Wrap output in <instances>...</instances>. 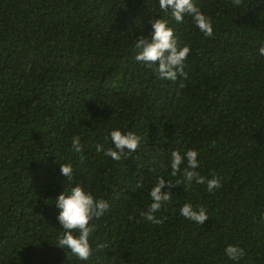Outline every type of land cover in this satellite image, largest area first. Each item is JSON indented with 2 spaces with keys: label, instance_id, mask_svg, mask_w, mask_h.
Returning <instances> with one entry per match:
<instances>
[{
  "label": "trees",
  "instance_id": "trees-1",
  "mask_svg": "<svg viewBox=\"0 0 264 264\" xmlns=\"http://www.w3.org/2000/svg\"><path fill=\"white\" fill-rule=\"evenodd\" d=\"M195 4L211 37L158 0H0V264H237L230 244L244 249L238 264H264V0ZM159 17L190 48L175 81L135 60ZM117 128L141 138L120 161L96 151ZM173 150L198 151L196 171L220 187L171 188L154 224L141 215L151 188L183 181ZM75 184L110 204L90 222L87 261L55 246V199ZM185 204L209 219L183 217Z\"/></svg>",
  "mask_w": 264,
  "mask_h": 264
},
{
  "label": "clouds",
  "instance_id": "clouds-1",
  "mask_svg": "<svg viewBox=\"0 0 264 264\" xmlns=\"http://www.w3.org/2000/svg\"><path fill=\"white\" fill-rule=\"evenodd\" d=\"M159 8L164 13H170L177 22L182 23L185 16H191L198 29L208 37L213 34V24L196 6L195 0H158ZM151 30L145 35L141 33L136 40L135 48L138 50L135 56L137 62L153 67L161 80L175 81L178 75L186 77L184 72V61L190 53L188 46H180L174 35L173 28L169 22L161 17L151 20ZM259 54L264 56V46L259 48ZM109 139L113 147L107 149L102 144L96 145L97 152H103L105 157L120 161L127 154L135 152L140 143V137L134 132H122L120 129H113L109 133ZM72 149L76 153L82 152L80 137L72 138ZM198 151L186 150L180 152L173 150L170 154L171 174L177 175L181 166L185 165L183 181L178 184H171L164 178H160L150 190L152 203L147 211L141 213L143 218L154 224L161 223L156 213L171 200L170 189L178 185L191 186L196 184H207V191L213 192L220 187V178L213 176L206 179L198 171L200 161ZM60 174L66 177L69 182L73 181L74 170L71 164H61ZM141 187V185H137ZM55 207L59 210L57 220L64 230L57 239L56 247L62 250H69L81 261H87L91 254L90 236L94 231L92 222L101 218L110 208L105 199H97L90 191H86L80 184L65 188L55 199ZM180 215L203 225L209 219L205 208L196 209L192 204H185L180 208ZM244 249L238 245H228L224 249V255L237 264L244 256Z\"/></svg>",
  "mask_w": 264,
  "mask_h": 264
}]
</instances>
